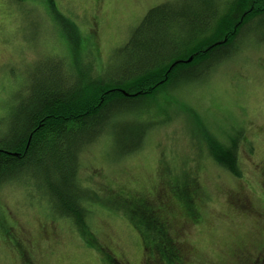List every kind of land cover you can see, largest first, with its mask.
<instances>
[{"label": "trees", "instance_id": "1", "mask_svg": "<svg viewBox=\"0 0 264 264\" xmlns=\"http://www.w3.org/2000/svg\"><path fill=\"white\" fill-rule=\"evenodd\" d=\"M221 5L215 0H176L154 6L120 47L123 61L116 70L108 71V63H100L103 56L107 58L100 37L88 35L84 47L80 36L76 38L79 50L86 49L88 67L64 54L59 63L56 60L57 67L24 89L18 90L21 81L16 79L11 96L24 91L27 96L18 95L10 116L0 115V252L11 251L19 264H23L20 255L26 261L35 258L34 243L4 201L5 193L14 188L21 195V205L36 208L52 224L69 225L82 245L98 253L102 264L129 263L115 243L116 247L103 241L94 231L92 224L101 214L120 225L125 221L143 254V264H264V209L254 208L240 184L227 193L228 200L216 201L212 207L223 204L230 214L251 218L253 233L240 236L251 238L230 245L227 253L222 251L219 256L225 262L196 256L195 245L188 243L192 226L208 230L205 199H210L207 190L212 189L204 185V178L203 183L198 180L197 172L208 167L221 177L242 178L239 151L246 127L232 115L224 117L230 128L221 133L204 140L194 134L200 149L197 162L190 163L183 158L185 151L176 150L173 137L181 132L189 140L181 114L189 108L185 101L192 95L183 89V97L172 100V91L209 78L215 71L230 72L239 56L264 46V0H221ZM42 29L35 34L36 40L40 37L38 56L44 53L43 41L52 38L54 49L49 51L48 46L45 51L54 55L56 32L46 38ZM59 45L68 52L69 42L60 37ZM98 59L99 66H93ZM162 128L173 141L158 138L149 145L151 133ZM108 136L111 143L105 140ZM166 143L171 150L158 156L152 190L114 185L112 176L119 174L122 163L136 156L147 159L149 150L156 153ZM259 175L264 176V170ZM260 184L264 188V177ZM228 216L211 217L217 224Z\"/></svg>", "mask_w": 264, "mask_h": 264}, {"label": "rangeland", "instance_id": "2", "mask_svg": "<svg viewBox=\"0 0 264 264\" xmlns=\"http://www.w3.org/2000/svg\"><path fill=\"white\" fill-rule=\"evenodd\" d=\"M175 1L0 0V115L3 113L10 116L17 103L20 93L14 92L11 96L10 92L16 87L14 85L16 79L17 83L21 81L18 90L24 89L29 82L37 80V78L40 79V76L47 73L50 68L57 67L60 61L58 59L62 58L64 54L71 59L76 57L77 63H81L83 67H88L89 59L86 49L79 50L81 44L83 47L86 46L88 35L100 37L99 40L102 43L100 45L107 49V58L103 56L101 60L98 59V62L93 63V66H99L100 60L102 65L108 63V71L116 70L123 61L120 47L130 38L132 31L146 16L148 10L161 3H174ZM215 1L219 6H222L221 0ZM42 20H44L43 25ZM42 26V33L46 38L51 37L56 32L54 37L57 39V52L54 55L45 51L48 46L49 51L54 49L51 45L52 42L54 43L52 38L43 41L41 46L44 53H40L38 56L40 43L37 44V41L40 40V37L36 40L35 34L41 33ZM90 27L94 35L90 34ZM79 36L81 44L76 39ZM60 37L69 42L68 52H65L59 45ZM254 43L256 46L262 44L261 42L257 43V41ZM238 58L237 64L229 70L230 72L222 70L217 73L215 71V74L212 73L209 78L207 77L208 79L193 82L178 91H172V100H177L180 94L183 97V89L184 93L192 95L185 101L189 108H183L181 114L185 125L184 132L189 140L181 132L173 137L176 150L185 151L182 152V155L186 154L183 158L190 163L197 162L198 149H200L197 145L199 138H192L194 134L198 133L200 136H204L202 140L209 139L211 136L221 133V129L230 128L224 117L232 115L234 116L231 118L232 120H236L235 122H238L243 129L246 127L244 139L241 136L239 151L242 161V178L231 180L226 176L221 177L215 169L209 171L208 167L205 171L202 169V171L197 172L200 175L198 180L200 179L203 183L202 178H204V185L209 184L212 189L207 190L211 200L205 199L208 200L206 202L208 205L206 209L209 213V218L206 219L208 230L205 228L196 229L192 226L191 229L193 228V230L188 235V243L195 245L196 256L213 262H225L219 254L223 255L222 251L227 253L228 247L235 242L250 239L251 237L240 236L246 231L247 233L250 232L249 234L253 233L255 226L251 218H239L230 214L223 204L220 206L225 199L228 200L227 193L236 184H240L254 208L264 209V188L260 184L264 176L259 175L264 170V46L253 47L248 53ZM246 58L249 61H246ZM60 65L63 64L60 62ZM20 96H27V92H22ZM145 118L146 115L142 114L141 119ZM185 122H188V125ZM121 129L124 132L129 131L127 128ZM163 130L166 131L165 128L154 130L149 136L148 144L155 143L158 138L162 140L168 138V141L170 139L173 141L169 132ZM105 140L111 143L112 137L108 136ZM248 141L253 143L250 147ZM170 150L171 148L167 143L161 144L157 154L152 150L148 151L147 159L145 156L128 159L126 163L121 164L119 174L115 173L112 176L111 171V176L114 177L112 179L114 185L120 182V185L122 183L127 184V187L131 189L137 188L143 192L152 190L156 184L154 173H156L157 164L160 162L158 156L160 158L163 155L167 156ZM193 177L197 179V176L194 175ZM136 182H139V185ZM98 194L100 195V193ZM20 197L17 189L13 188L5 193L4 201L7 207L17 214V219L22 223L25 235L34 243L31 250L34 252L35 258L33 261H26L27 258L20 255L21 263L102 264L103 260L98 257V253L82 245L83 243L77 233L72 230L73 228L63 223L57 225L45 221L36 208L31 209L27 208L26 205H21ZM216 201L220 204L212 207ZM178 209H180L179 205ZM222 214L229 216L224 222L217 221L218 223L215 224L211 216L219 217ZM121 224L124 226L101 214L95 218L92 227H95L94 231L99 233L103 241H107L111 245L115 243L119 248L114 246L119 253L125 255L129 264H143V254L139 246L132 241L134 239L133 234L129 232V227L124 220ZM224 225L228 227V230H219L220 226ZM187 226L189 225L185 227ZM45 227L47 229H43ZM43 230L45 231L43 232ZM214 231L216 232L215 235L213 234ZM225 233L229 237L224 236ZM217 235L227 238L220 241L216 239ZM6 253L0 252V264H19L11 251Z\"/></svg>", "mask_w": 264, "mask_h": 264}]
</instances>
